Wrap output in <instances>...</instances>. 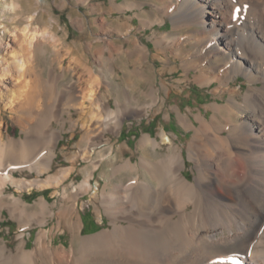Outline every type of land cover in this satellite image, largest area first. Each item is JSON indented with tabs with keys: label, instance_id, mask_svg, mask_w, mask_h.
<instances>
[{
	"label": "bare ground",
	"instance_id": "6f19581e",
	"mask_svg": "<svg viewBox=\"0 0 264 264\" xmlns=\"http://www.w3.org/2000/svg\"><path fill=\"white\" fill-rule=\"evenodd\" d=\"M4 2V10L30 4ZM75 3L90 6V13L99 11L100 4L92 7L90 0ZM155 3V19L143 9L142 1L111 0L109 7L110 13L139 8L136 15L143 27L169 17L172 30L183 32L155 31L153 55L148 44L131 31L129 20L110 29L108 16L87 17V12L79 10L76 21L96 28L100 36L74 49L68 45V62L46 30L32 27L33 18L23 28L1 29L0 105L5 103V110L19 113L15 119L23 135L5 134L8 126L0 120V167L5 166L0 173V225L7 210L22 228L15 246L0 236V264H264V66L257 45L238 44L242 28L249 38L264 41V0ZM250 10L251 16L246 14ZM245 16L252 18L251 25L243 23ZM185 35L186 39L181 38ZM153 59L163 64L160 84ZM180 68L182 76L174 77ZM240 75L245 89L231 85ZM70 76L72 89L73 84L66 82ZM192 80L202 86L218 82L216 100L206 107L207 112L212 110L210 116L202 110L194 113V120L173 106L180 123L193 130L187 146L192 179L184 173V147L165 128L159 132L161 139L151 133L141 136L137 161L125 157L131 149L128 142L115 152L107 137L110 133L120 135L129 118L160 112L166 102L162 92L182 90L183 83ZM35 112L43 132L33 128ZM67 123L72 131L80 129V143L87 144L77 154L87 162L85 177L78 183L69 181L76 165L54 167ZM95 137L99 141H93ZM105 139L110 145L107 156ZM66 150L60 148L70 159ZM102 164L110 168L100 173L107 179L99 189L100 180L94 184L92 178ZM26 168L35 177L16 176L18 169ZM161 180L165 189L158 198L156 182L158 186ZM10 187L14 192H8ZM48 187L55 189L53 195L59 194V199L51 202L41 196L29 203L16 194ZM88 192L97 198L99 218L105 213L110 219L109 227L92 235L83 234L79 203ZM51 219L55 223L47 227ZM36 225L40 229L34 246L28 247L27 230ZM58 233L71 234L69 247L54 245Z\"/></svg>",
	"mask_w": 264,
	"mask_h": 264
},
{
	"label": "rangeland",
	"instance_id": "374dc122",
	"mask_svg": "<svg viewBox=\"0 0 264 264\" xmlns=\"http://www.w3.org/2000/svg\"><path fill=\"white\" fill-rule=\"evenodd\" d=\"M14 0H7V2L11 3ZM26 2L30 1V4H26L22 9H12L10 7H7L6 10L5 8V2L4 0H0V26L3 24V27H0V32L2 31L1 29H5L6 31L9 32L10 29L12 28H23L25 24L28 23L30 18H33V25L32 27L38 29L41 32H45L46 30L47 33L50 34V37H52V40L55 39L56 43H58V49L62 52L63 57L65 58L66 62L69 61L71 58L70 54H67V46L70 45L71 48H76L80 44L84 46L85 42L90 41L94 37L96 38L98 30L96 28L91 29L89 25L86 27H83L80 23L76 21V16L78 15V10L79 13H84L87 14V17H107L109 18L112 23L110 24L111 26H115L118 24V22H123L124 20H129L131 24L133 25L132 32H136L137 36L140 37V39L148 44V46L151 49V54L153 55L154 50H155V45L151 37L153 36L155 31H160V32H165L168 34H174V35H180L181 31H173L172 30V20L169 17H166V20L163 23H154L152 26L148 27H143L140 21L139 16L136 15V13L140 12L139 8L134 7V8H128L126 11H112L110 13V3L111 0H90V5L95 3L100 4L99 6V11H96L94 13H90V6H85V5H77L75 3V0H43L40 4H35L32 0H24ZM121 2H128V1H134V0H119ZM137 1H142L145 2L143 5V9L149 11V16L152 19H155L157 17V14L154 12V4L158 0H137ZM235 1V0H234ZM240 1V0H237ZM249 2V0H241L243 3ZM238 2H234L235 5ZM243 3V4H245ZM255 4V3H254ZM258 9H260V4H255ZM97 7V6H96ZM241 8H244L246 10H249L247 6H240ZM152 11V12H150ZM249 16H251V10L246 11ZM249 12V13H248ZM251 14V15H250ZM15 19V21H14ZM119 20V21H118ZM243 23L246 24H252V18L249 17H244ZM110 27L114 28V27ZM254 27V26H252ZM98 29V28H97ZM242 36L241 39L239 40L240 45H244L247 43H250L252 45H257L260 48V56L262 59V64L264 66V41H255L251 38H249L246 35V31L244 28H242ZM50 31V32H49ZM54 34H52V33ZM96 32V33H95ZM101 32V31H99ZM95 33V34H93ZM52 34V35H51ZM92 34V35H91ZM115 34V33H114ZM95 35V36H94ZM57 36V38H56ZM100 36V35H99ZM117 35H115L114 38ZM94 38V39H95ZM181 38L186 39L187 36H182ZM90 39V40H89ZM122 39V38H121ZM54 40V41H55ZM58 40V41H57ZM60 43V44H59ZM261 44V46H259ZM73 45V46H72ZM67 51V52H66ZM151 55V58H152ZM88 57L91 59V61H95V56L91 53H88ZM152 62L155 64V68L161 72V67L163 66L162 62L160 59L157 60H152ZM179 62V61H178ZM182 71L183 69L180 68L179 71H177L174 74V77H181L182 76ZM172 76V75H170ZM161 76L160 74L158 75V84H160ZM72 81V82H71ZM66 82L69 85H72L71 89L75 86L73 77L70 76ZM218 82H214L209 85L202 86L199 83H197L195 80H192L189 84L183 83V88L182 90L180 89H175L172 88L171 93L168 95L165 91L162 92V94L166 97V102L163 105V108L161 109L160 112L158 113H150L149 115H146L142 118H129L125 121V125L123 126L121 130L120 135H116L113 133H110L107 137L111 138V143L115 145V152L118 151L119 145L128 142L130 145L131 149H127L125 151V157L129 158L132 157L134 161H137L139 158L138 152H136L137 149V143L141 136L144 133H151L154 137H158L161 139V136L159 132H162L164 128L166 131L172 135V138L175 140L176 143L180 144L181 146L184 147V156L186 159V168L184 169V173L186 177L189 179H192L193 177V172L191 167L193 166V162L188 158V152H187V146L189 144L190 139L192 138L193 130H187L179 121L178 117V112L173 108V106L178 105L180 109L184 113H188L193 119H194V113H199L200 111L203 110L204 113L208 114L209 116L212 114V110L209 109L207 112V106L214 102L216 100L215 95H214V89L215 86L217 85ZM242 85V88L245 89L246 83H245V78L240 75L238 76L234 81L231 82V85ZM111 102L115 106V100L114 98L111 97ZM4 104L1 103L0 107V120H3L4 123L8 126V130H4L5 134H10L14 138H21L23 135L21 132L20 126L16 123L15 115H18L17 113H14L10 110H5L4 109ZM41 107L45 103H40ZM58 104V103H52ZM89 104V103H87ZM170 112V115H169ZM28 115V114H27ZM25 115V116H27ZM37 112H35L32 117L33 119V128H35L37 131L41 129L43 132V127L41 125L40 119H37ZM28 117V116H27ZM73 117H77L76 113L73 115ZM195 120V119H194ZM37 121V122H36ZM39 124V125H38ZM40 126V127H39ZM56 126L57 123H56ZM70 124L67 123V129L64 131V136L60 140L59 143V155L57 156L55 160V165L54 167H58L59 165H64V166H75L76 169L73 171L69 181L73 182H80L83 180L85 177V171L87 168V162L79 155L83 150H85L87 147V144L85 142L80 143L81 140V131L79 128H77L75 131H72L69 129ZM34 132V130H33ZM36 133V132H35ZM75 133V134H74ZM74 134V136H73ZM106 137V139H107ZM105 141V148L106 150L104 151V156H107L108 153L110 152L109 144H107V140ZM99 141L97 137L93 138V141ZM85 144V146H84ZM102 146V147H103ZM61 147H66L71 158L68 159L66 155L63 154V152L60 151ZM99 147V148H102ZM98 148V149H99ZM81 149V150H80ZM43 150L44 148L42 147L37 155L40 157L43 156ZM160 153L165 152L166 150H160ZM40 152V153H39ZM135 152V153H134ZM76 153V155H75ZM79 154V155H77ZM151 157L156 159L158 156L156 154H151ZM19 165H24L22 163H19ZM5 166L0 167V173L4 171ZM110 166L107 164H102L100 169L96 171V174L94 178H92V181L94 184L97 183V180H100L99 184V189H101L105 183H106V177L105 175H100L102 171H106L109 169ZM2 170V171H1ZM16 176L17 177H28V178H33L35 177V173L32 172L30 169H18L16 171ZM124 181H128V177L124 178ZM162 181V183H161ZM158 183L156 182V189L159 192L158 198L162 196V193L164 192L165 189V181L161 180ZM163 188H162V187ZM160 188V190H159ZM53 187H48V188H33L31 191H16L17 195H22L26 201L29 203H34L36 199H38L41 196L47 197V199L51 202H54L55 200L59 199L60 195H53L54 192ZM99 191V190H98ZM8 192H14V188L10 187L8 188ZM97 198L93 196L92 192L85 193L80 196L79 198V203H80V208H81V214H82V220L84 223L83 227V234L84 235H92L100 232L106 227L110 226V219L109 217L103 213V219L101 220L98 216L96 209V204L97 203ZM55 223V220H50L49 224H47V227H50ZM160 223V221H159ZM22 228L19 227L18 222L14 220L10 214L8 213L7 210H4V220L1 221L0 225V236L4 237V240L9 241L10 245L15 246L16 245V235L18 232L21 231ZM40 229L39 225L33 226L31 229L27 230V239H28V247H33L36 235L38 233V230ZM70 239H71V234L70 233H58L56 237L54 238V245H65L68 246L70 245ZM14 241V242H11Z\"/></svg>",
	"mask_w": 264,
	"mask_h": 264
}]
</instances>
